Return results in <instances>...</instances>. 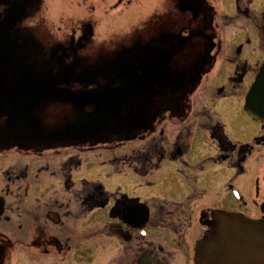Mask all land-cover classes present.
<instances>
[{"label":"flooded vegetation","instance_id":"flooded-vegetation-1","mask_svg":"<svg viewBox=\"0 0 264 264\" xmlns=\"http://www.w3.org/2000/svg\"><path fill=\"white\" fill-rule=\"evenodd\" d=\"M38 1L0 0V144L4 147V150L0 151L3 152L0 154L1 158H5L11 150H16L15 152H20L19 158L26 160L20 150L32 146L40 147L29 142L40 137H46L48 141L50 138L73 137L67 141L73 144L90 141L93 137L101 135L107 136L109 133L112 135L116 129L128 136L138 134L136 127L140 116L143 120L157 118L155 99L171 96V90L181 86L187 77L186 72L174 63L175 58L186 44L191 43L197 36L204 35L200 28L192 26L178 32L162 30L151 36L146 35V39H136L132 45L124 46L110 59L95 64H83L74 58L73 54L76 53L77 47L82 48L83 42H87L93 34L90 22L82 24L81 30L75 31L69 40H60L56 38L58 35L53 40L43 38L34 32L37 24L31 22L33 10L40 7L39 3L34 7V3ZM73 1L76 0H70V3ZM76 2L80 5L93 0ZM132 4L133 0H116L113 7L121 5L128 8ZM241 4L245 6L244 11H241ZM177 5L181 10L188 9L199 15L202 10L208 8V1L177 0ZM237 10L243 16L253 18L252 12L249 14L251 10L247 0H237ZM259 15L264 23V10ZM263 23L261 31L264 30ZM205 37L211 38L206 35ZM262 56V60L256 64L258 70L256 67L257 72L252 77L249 75L252 73L251 69L246 68L247 63H243L244 67L240 72H235L242 78L240 84H233V88L246 90L242 94L243 103L253 81L249 85L244 83L247 78L255 80L264 61V52ZM199 65L196 64L189 72H193ZM45 85L53 87L57 96L74 106L75 118L65 126L70 132L66 128L50 129L41 123L39 107L54 101V97L42 98ZM224 93L223 88L217 91L218 96ZM96 102L101 106L98 112L95 111ZM111 103L115 104L114 114L113 111L110 113L108 108ZM144 106L146 110L142 111L141 107ZM111 114L121 120L111 119ZM248 116L259 125V129L253 130L251 143L235 141L229 134L233 125L243 126L244 132L248 120L228 124L219 120L215 114L216 118H212V123L207 125L206 129L216 152L209 162L215 168L216 164L230 166L236 170V176L248 175L254 181L251 180L255 197L260 198L253 206L232 205L231 194L237 191L230 181L222 188L219 186L224 192L223 197L217 198L216 195L211 201L199 203L197 201L200 197H189L182 202L154 199L146 203L119 193L112 197L100 182L87 180L82 181V188L76 189L72 171L80 167L81 159L72 157L66 162L69 173L64 175L62 184L66 193H70L67 191H72L73 188L78 191V215L71 209L65 213L61 211L65 204L58 199L51 202L53 195L50 196L49 191L34 189L38 191L35 200L40 208L31 210L29 216L35 219V225H24L25 218H20L22 222L18 226L20 230H24V239L20 242L22 256L21 259L19 256L18 258L27 264H124L123 257L126 254L127 257H133L132 263L128 264H173L178 259L184 263H194L196 245L217 233L224 214L239 213L253 220L264 221V160L248 161L255 151H259L264 158V123L256 121L249 114ZM228 125L231 127L228 128ZM145 130L150 131L152 128ZM80 131L82 133H79ZM184 150L175 144L170 158L179 159ZM165 158L166 154L161 162L158 160L160 164ZM18 168L22 170L16 179H24L26 182L33 177L38 180L42 172L51 169L49 164L32 166L24 161ZM160 168L161 166L154 172ZM9 179L12 181L11 177ZM11 181L8 182L7 189L4 188L5 192L0 193V197L5 201V214L12 210L9 198L15 195L10 188ZM27 183L20 201H25L30 195L28 187L30 188L32 183ZM204 194L205 191L201 193V197ZM43 200L49 202L41 204ZM139 202L149 209L146 226L162 228L171 233L170 244L157 245L159 254L145 246L155 244L154 241H142L146 239V226L139 229L124 221V216L130 212L138 216L139 208L136 205ZM101 203H104V207L99 206ZM66 205L69 208V204ZM95 208L105 210L104 221L99 229L93 233L77 230L75 223H79L83 215ZM3 217L7 222L12 220L7 214ZM70 217L73 219L67 222ZM138 221L139 219H132V223ZM10 257L15 264V257Z\"/></svg>","mask_w":264,"mask_h":264},{"label":"rangeland","instance_id":"rangeland-1","mask_svg":"<svg viewBox=\"0 0 264 264\" xmlns=\"http://www.w3.org/2000/svg\"><path fill=\"white\" fill-rule=\"evenodd\" d=\"M76 1L39 0L34 3V7L37 3L40 7L33 10L31 22L37 24L34 32L48 40H53L57 35L56 38L60 40H69L75 31L81 30L82 24L90 22L93 34L73 54L83 64L110 59L124 46L132 45L136 39H146V35L151 36L162 30L178 32L192 26L200 28L204 35L197 36L186 44L175 58L174 63L186 72L187 77L181 86L173 89L171 96L155 99L158 116L152 122V130L142 129L138 135L129 138L115 133L101 135L96 140L75 144L50 140L44 146L20 150L26 160H21L20 152L11 149L5 158L0 157V193L5 192L4 188L7 189V184L11 181L9 177L12 178L10 188L15 192L9 198L12 210L6 213L12 220L7 222L4 217L0 220V264H13L10 256L15 257V264L26 263L20 260L23 251L20 242L24 239V230H20L18 225L22 222L20 218H25L24 225H35V219L29 217L31 210L40 208L35 200L38 191L34 189L49 191V195H53L51 202L58 199L65 204L61 211L65 213L71 209L75 211V215H78L80 208L76 189L82 188L83 180L100 182L112 197L119 193L145 203L154 199L182 202L189 197H200L198 203L211 201L216 195L217 198L223 197L224 192L219 186L222 188L230 181L237 191L231 194L232 205L253 206L255 201H260L253 193L254 181L248 175L236 176V170L230 166L216 164L215 168L209 162L216 152L206 126L212 123L215 114L219 120L228 124L248 120L244 132L243 126L228 125L232 130L229 131L231 138L243 144L251 143L253 130L259 129L257 122L250 120L243 108L242 94L246 90L233 88V84H240L242 77L235 72L243 69V63H247L246 68L251 69L252 73L249 75L252 77L258 70L256 64L263 58L264 30L260 29L263 21L259 14L264 10V0H247L251 10L249 14L252 12L253 18L238 12L237 0H207L208 8L199 15L188 9H179L177 0H133L128 8L121 5L113 7L116 0H93L80 5ZM240 6L241 11H244L245 6ZM205 35L211 38L208 39ZM196 64H200L199 67L189 72ZM251 81L254 80L247 78L244 84L249 85ZM222 88L225 93L218 96L217 91ZM39 108V118L50 129L64 128L76 115L72 103L65 101H53ZM175 144L185 150L179 159L172 160L170 153L175 149ZM161 147L166 158L161 168L149 176H140L128 168V164H124L131 155L138 152L152 151L156 160ZM1 150L4 147L0 144ZM72 157L81 159V165L72 171L76 189L66 193L62 180L69 173L66 162ZM256 160H264L259 151L251 154L248 161ZM23 161L32 166L49 164L51 169L42 172L38 180L35 177L27 180L32 183L28 187L30 195L25 201H20L28 184L24 179H16L20 170L24 169V165L22 169L18 168ZM114 161L117 163L116 170L123 172H116L112 164ZM204 191L205 194L201 197ZM45 202L49 200H43L41 204ZM66 204H69V208ZM104 215L105 210L95 208L83 215L79 223H75L76 229L93 233L102 225ZM145 237L146 239H142L145 243L147 239L155 242L145 246L156 254H159L157 245L166 246L172 242L169 231L150 225L145 228ZM132 261L133 257L124 254V264ZM173 264L194 263H184L178 259Z\"/></svg>","mask_w":264,"mask_h":264},{"label":"water","instance_id":"water-1","mask_svg":"<svg viewBox=\"0 0 264 264\" xmlns=\"http://www.w3.org/2000/svg\"><path fill=\"white\" fill-rule=\"evenodd\" d=\"M52 97H54L53 100L55 101L66 102L64 98L57 96L53 87L45 85L42 98L48 99ZM95 104V111L98 112L101 106L97 102ZM114 106V103L108 105L110 113L113 111L112 114L115 112ZM243 108L253 119L264 123V62L247 94ZM112 114L109 115L111 119L121 120L116 115L112 116ZM66 129L70 132L68 127ZM79 133H82V131ZM79 133L77 134L79 135ZM72 138L60 137L50 138V140H60L59 142H61ZM38 141L40 143L49 142L46 137H40ZM178 153L180 154V152ZM99 206L104 207V203L99 204ZM136 207L139 208L138 216L136 217L130 212L124 216V221L140 229L147 224L149 209L141 202ZM4 211L5 201L0 197V218L3 216ZM132 219H139V221L138 223H132ZM220 222L219 230L215 235L209 236L196 245L195 264H264V221L253 220L239 213H230L224 214Z\"/></svg>","mask_w":264,"mask_h":264},{"label":"trees","instance_id":"trees-1","mask_svg":"<svg viewBox=\"0 0 264 264\" xmlns=\"http://www.w3.org/2000/svg\"><path fill=\"white\" fill-rule=\"evenodd\" d=\"M146 110V106L144 107H141V110L143 111ZM152 122L153 120L151 119H148V120H143L140 116V120H139V124L138 126L136 127V129L138 131L142 130V129H148L149 127L151 128L152 127ZM113 133H116V134H119V135H123V136H126V138H129V137H133V136H136L138 134H135L133 136L126 134L125 132H122L119 131L118 129H116ZM153 149H155V147H153ZM160 154L158 155V159L157 160H154L153 158V153L152 151H148L146 153L144 152H138L137 154H133V156L131 155L130 158H128V160L125 162V164L127 165L128 164V167H131L134 169V171L139 174L140 176H147V175H150L155 169H157L158 167L161 166L160 162L162 161L163 159V156H164V152H163V149L162 147L160 148ZM155 152V151H153ZM153 155V156H152ZM160 162H159V161ZM99 186V185H98ZM102 189V187H100Z\"/></svg>","mask_w":264,"mask_h":264}]
</instances>
